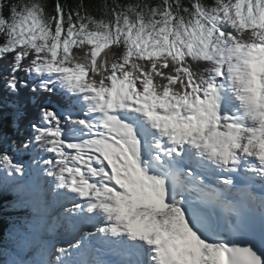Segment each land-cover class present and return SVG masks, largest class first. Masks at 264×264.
I'll return each instance as SVG.
<instances>
[{
  "label": "snow or ice",
  "instance_id": "6c2138e0",
  "mask_svg": "<svg viewBox=\"0 0 264 264\" xmlns=\"http://www.w3.org/2000/svg\"><path fill=\"white\" fill-rule=\"evenodd\" d=\"M0 264H264V0H0Z\"/></svg>",
  "mask_w": 264,
  "mask_h": 264
},
{
  "label": "trees",
  "instance_id": "16d2710c",
  "mask_svg": "<svg viewBox=\"0 0 264 264\" xmlns=\"http://www.w3.org/2000/svg\"><path fill=\"white\" fill-rule=\"evenodd\" d=\"M90 2L95 3V2H97V0H90ZM10 119H11L10 116H8L7 112H5L3 114V119L0 120V128H2V130L5 133L12 135L13 132H12V128L10 126Z\"/></svg>",
  "mask_w": 264,
  "mask_h": 264
}]
</instances>
